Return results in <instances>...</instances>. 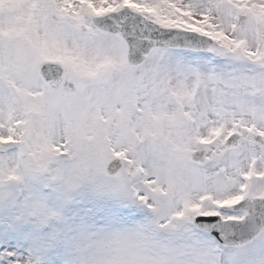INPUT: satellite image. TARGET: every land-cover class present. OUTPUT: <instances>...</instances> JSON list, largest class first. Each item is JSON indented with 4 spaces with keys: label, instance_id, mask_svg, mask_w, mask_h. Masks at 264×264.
<instances>
[{
    "label": "snow or ice",
    "instance_id": "snow-or-ice-1",
    "mask_svg": "<svg viewBox=\"0 0 264 264\" xmlns=\"http://www.w3.org/2000/svg\"><path fill=\"white\" fill-rule=\"evenodd\" d=\"M0 264H264V0H0Z\"/></svg>",
    "mask_w": 264,
    "mask_h": 264
}]
</instances>
